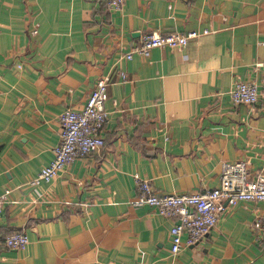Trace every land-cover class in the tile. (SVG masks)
<instances>
[{
	"label": "crops",
	"instance_id": "1",
	"mask_svg": "<svg viewBox=\"0 0 264 264\" xmlns=\"http://www.w3.org/2000/svg\"><path fill=\"white\" fill-rule=\"evenodd\" d=\"M201 33L181 48L133 52L158 31ZM264 0H0V264H264V200L241 201L172 254L166 217L133 205L140 179L160 193L219 185L227 166L264 172ZM257 63H262L258 65ZM124 73L125 76L122 74ZM108 78L104 146L50 182L67 108ZM255 81L260 102L229 89ZM24 232V249L5 238Z\"/></svg>",
	"mask_w": 264,
	"mask_h": 264
},
{
	"label": "built area",
	"instance_id": "2",
	"mask_svg": "<svg viewBox=\"0 0 264 264\" xmlns=\"http://www.w3.org/2000/svg\"><path fill=\"white\" fill-rule=\"evenodd\" d=\"M108 1L115 9L120 8L123 2V0ZM208 32V29L203 32L194 29L186 33L154 31L144 36L142 43L126 53V56L131 58L133 52L148 56L151 48L157 46L181 49L189 39ZM122 75L125 76L124 73ZM108 84L107 77L100 78L83 109L67 108L60 113L62 131L59 142L53 147V158L30 180L31 184L36 186L41 182L52 181L60 175L67 164L104 146L102 133L108 119V111L105 107ZM229 93L235 104L254 106L260 102L259 86L255 81H236L229 89ZM248 164L247 159L235 161L223 171L218 186L196 193H160L155 191L149 179H140V193L131 203L153 205L162 215L176 219L170 228V249L175 255L184 245L195 244L209 233L227 207L241 201L264 200V172L251 176ZM10 191L7 188L0 193V213ZM261 231L264 234V218ZM28 243L29 236L24 232H14L4 240L7 247L17 249H24Z\"/></svg>",
	"mask_w": 264,
	"mask_h": 264
}]
</instances>
